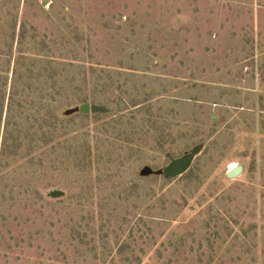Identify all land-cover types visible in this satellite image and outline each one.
Returning <instances> with one entry per match:
<instances>
[{
	"label": "rangeland",
	"instance_id": "1",
	"mask_svg": "<svg viewBox=\"0 0 264 264\" xmlns=\"http://www.w3.org/2000/svg\"><path fill=\"white\" fill-rule=\"evenodd\" d=\"M0 264H264V0H0Z\"/></svg>",
	"mask_w": 264,
	"mask_h": 264
},
{
	"label": "water",
	"instance_id": "2",
	"mask_svg": "<svg viewBox=\"0 0 264 264\" xmlns=\"http://www.w3.org/2000/svg\"><path fill=\"white\" fill-rule=\"evenodd\" d=\"M78 111L79 113L82 114H97V113L106 112V109L98 105L83 104L79 107ZM200 150L201 147L197 146L189 154H186L181 158L178 159L170 158L169 165L165 167L164 170L162 171L164 177L168 179H173L186 173L190 169L193 160L198 155ZM241 171L242 168L238 167L234 171L229 172L228 177L234 178L238 176L241 173ZM60 195H63V193L62 192L53 193V196H60Z\"/></svg>",
	"mask_w": 264,
	"mask_h": 264
},
{
	"label": "trees",
	"instance_id": "3",
	"mask_svg": "<svg viewBox=\"0 0 264 264\" xmlns=\"http://www.w3.org/2000/svg\"><path fill=\"white\" fill-rule=\"evenodd\" d=\"M88 100L85 98V99H81L78 103H77V105L80 107L81 105H83V104H88ZM94 116H98V115H100V113H97V114H93ZM48 116H52V117H55V119L57 118V116H56V114L54 113V110L53 111H49V114H48ZM79 116H83V117H89V114H82V113H80L79 114ZM44 122V124H49V117H47V118H45V120H43ZM7 135V134H6ZM4 148H7L8 146H7V144L9 143V140L7 139V137L5 136L4 138Z\"/></svg>",
	"mask_w": 264,
	"mask_h": 264
},
{
	"label": "bare ground",
	"instance_id": "4",
	"mask_svg": "<svg viewBox=\"0 0 264 264\" xmlns=\"http://www.w3.org/2000/svg\"><path fill=\"white\" fill-rule=\"evenodd\" d=\"M236 168H238V166H237ZM236 168H235V169H236ZM235 169H234V170H235ZM234 170H231V171H229V172H232V171H234Z\"/></svg>",
	"mask_w": 264,
	"mask_h": 264
}]
</instances>
